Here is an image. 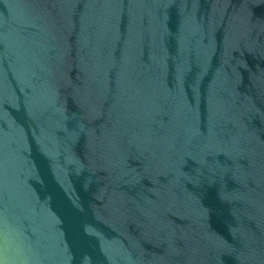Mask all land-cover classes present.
I'll list each match as a JSON object with an SVG mask.
<instances>
[{"label": "water", "instance_id": "water-1", "mask_svg": "<svg viewBox=\"0 0 264 264\" xmlns=\"http://www.w3.org/2000/svg\"><path fill=\"white\" fill-rule=\"evenodd\" d=\"M0 264H264V0H0Z\"/></svg>", "mask_w": 264, "mask_h": 264}]
</instances>
